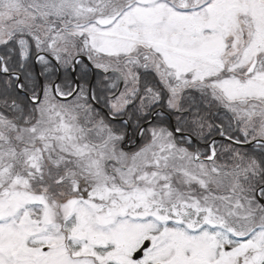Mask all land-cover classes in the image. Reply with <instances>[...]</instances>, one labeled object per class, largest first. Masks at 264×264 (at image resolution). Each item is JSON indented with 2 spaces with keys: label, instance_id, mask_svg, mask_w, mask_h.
<instances>
[{
  "label": "snow or ice",
  "instance_id": "1",
  "mask_svg": "<svg viewBox=\"0 0 264 264\" xmlns=\"http://www.w3.org/2000/svg\"><path fill=\"white\" fill-rule=\"evenodd\" d=\"M0 264H264V0H0Z\"/></svg>",
  "mask_w": 264,
  "mask_h": 264
}]
</instances>
